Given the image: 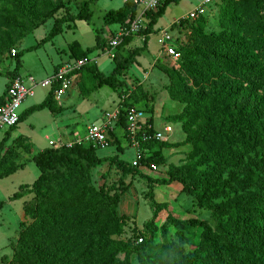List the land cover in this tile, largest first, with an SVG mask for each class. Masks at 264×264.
<instances>
[{"label":"trees","instance_id":"obj_1","mask_svg":"<svg viewBox=\"0 0 264 264\" xmlns=\"http://www.w3.org/2000/svg\"><path fill=\"white\" fill-rule=\"evenodd\" d=\"M94 1L75 2L76 13L66 11L61 17L53 19L48 33L36 45L13 50L14 53L9 55L13 63L12 69L4 74L7 81L0 95V104L8 82L18 77L22 54L50 41L62 31L63 23H72L74 20L89 21L90 12L87 6ZM171 1L176 0H164L156 11L146 13L144 27L135 34L141 36L142 45L128 51L126 56L115 54L112 58L113 67L107 75L100 73L95 65H85L72 74L74 76L81 73L90 79L91 90L86 95L101 86L117 92V127L120 129L125 125L124 109L134 106L131 91L119 90L123 86L120 77L134 57L145 49L148 34ZM256 3L257 0H245L236 10H222L220 24L226 28H232V24L238 27L229 36H203L201 26L204 15H199L195 36L205 40V48L185 51L182 56L179 53V58L175 61V64H179L177 69L158 66L169 82L163 87L167 98L182 105L178 113L167 115L166 119L170 123L180 124L186 135L184 142L192 146L193 153H201V164L211 161L213 167L208 171V177L201 182L195 177L189 183L186 177L175 175H169L167 180L151 181L147 177L143 178L161 185L177 180L186 194L194 196L198 207L211 212L215 220L212 231L205 223L196 224L202 229L195 253L196 259L182 255L173 257L172 261L168 260L172 258L170 256L149 260L145 251L147 243L131 247L127 243L109 238L110 234L115 233L108 231L112 228L111 222L117 219L115 210L120 192L114 191L108 195L96 191L90 181V170L109 160L120 171L119 183H122L137 167L131 166L129 162L125 163L116 155L97 157L94 151L99 147L83 143L71 147H48L32 155L30 161L38 170L37 177L30 185H20L10 197L16 199L31 194V199L22 205V212L30 218V222L20 230L12 244L10 264H130L131 254L135 255V264H264V214L256 211L260 207L264 208V192H255L257 189H264V126L253 127L254 122L260 121L264 115V35L261 31L258 34L251 33L249 42L243 35H238L239 30H242L240 16L248 19L254 17L252 12L256 10ZM135 12V5L128 0L119 8L104 12L102 22L104 25H123L134 17ZM52 13L51 9L41 19L26 16L30 20L28 28L11 19H6V24L17 27L19 36L25 37L27 32L49 19ZM189 21L191 20L181 19L171 26L179 28L190 23ZM67 27L69 28V24ZM132 36L124 37L116 48L126 44ZM94 40V46L83 51L79 50L76 42H72L68 46L69 59L87 57L96 48L102 50L104 45L100 38L95 35ZM259 48L263 50V58L253 51H258ZM2 54L3 47L0 48V57ZM192 57L194 58L191 59ZM222 75L234 80L233 86H215L213 79ZM184 80L190 84L187 85ZM222 86H225L223 90L220 89ZM54 88V85L49 88L40 103L19 112L16 124L33 111L48 108L55 112L51 107ZM240 93L244 95H241L242 98ZM145 119L152 125L149 116ZM16 124L5 131L10 132ZM195 127L200 130L194 132ZM107 136L108 145L116 142L114 133L109 132ZM23 142L22 137H18L13 143L15 146L6 148L3 153L0 147V178L15 170L14 160L17 158L18 146L28 152V147ZM158 142L160 141H149L140 145L143 151L141 163L152 160L145 157L144 152ZM114 147L118 153L121 152L117 145ZM160 147L167 145L161 143ZM231 182L242 191H252L239 200L221 202V198L231 187ZM199 184L202 186L200 192ZM118 253H123L120 261L115 258Z\"/></svg>","mask_w":264,"mask_h":264},{"label":"rangeland","instance_id":"obj_2","mask_svg":"<svg viewBox=\"0 0 264 264\" xmlns=\"http://www.w3.org/2000/svg\"><path fill=\"white\" fill-rule=\"evenodd\" d=\"M81 1L88 0H75L76 3ZM244 1L218 0L214 5L207 7L204 19H202L201 34L207 37H215L220 34L229 36L234 33L238 27L234 24L231 25L232 28L223 27L219 22L220 14L225 8L233 10L240 8ZM75 2L66 3L65 0H0V48L3 47V54L0 57V90L3 89L5 72L12 69L13 63L9 57L12 54L11 50L17 51L36 45L48 33L53 19L61 17L66 11L71 14L76 13ZM199 2L200 0L169 2L163 13L157 18L151 33L148 34L145 49L134 57L132 63L120 77L123 86L119 90L131 91L134 106L140 108L146 117H150L155 129L161 130L163 125L169 124L166 116L178 113L182 107L180 103L170 101L163 89L169 82L166 75L158 69V66L177 69L179 64H175L160 49L157 43L158 32L160 29L168 31L173 46L178 49L181 56L188 50L204 49L205 40L195 36L197 35L195 29L200 19L195 18L179 28L170 26L173 21L183 18ZM122 4L123 0H95L90 2L87 6L90 12L89 21L74 20L72 23H63L61 25L62 31L50 41L24 52L21 56V67L18 70V76L23 80L24 86H31V83L27 81L28 76H31L33 81L38 83L44 74H49L53 63L60 65L68 60L70 56L67 46L72 42H76L79 50L83 51L85 48L94 46L95 35L106 41L110 32L116 31L119 25H104L102 15L107 10L119 8ZM51 9L53 10L51 17L39 27L27 32L25 37L19 36L20 31L17 27L6 24V19H11L21 23L24 28H28L30 20L26 19V16L41 19L50 13ZM252 15L254 17L249 19L245 16L239 18L242 30H239L238 35H243L247 42L251 40V33L258 34L261 31L264 35V0H257L256 10H253ZM67 24H69V28ZM141 45L142 38L134 36L126 47L125 45L121 47L119 52H116L117 49H115L112 55L114 56L115 52L121 57L126 56L128 51L125 49L139 48ZM253 51L258 54V57L263 58L261 48L258 51ZM87 55L90 61L86 65L95 64L96 69L103 75H107L111 71L114 64L113 57L109 58L99 48L91 50ZM92 58L95 59L94 64ZM40 66L43 69L38 71L35 67L39 68ZM83 77V81L77 80L78 87L73 85L70 87L71 89L69 88L70 90L68 89V97L64 96L67 92L63 95L64 97H60V99L67 98L71 105L65 108L63 118L67 119V124L72 126L80 136L84 134L87 125L99 124L103 113L114 110L119 102L117 92L107 86H101L96 91L86 95V92L91 90V81L85 76ZM212 82L215 86L219 84L233 86L234 80L222 75L213 79ZM184 83L190 84L186 80ZM225 86L220 89L223 90ZM46 89L47 87L34 86V97L42 95ZM244 93L246 92L244 91ZM80 95L85 97L81 98ZM241 95L243 94L240 93ZM19 123L16 124V128L26 132V117ZM259 125L264 126V115L260 121L254 122L253 127ZM169 126L172 130L171 134L165 140L151 145L144 152L145 157L153 161L149 160L139 168L134 169L122 180V183H119L120 171L109 160L90 170V181L93 188L98 192L108 193V195L114 191L120 192L115 210L117 219L111 222L112 228L108 231V233L111 231L115 233L109 235L110 239L127 243L131 247L147 243L145 251L149 260L164 259L170 256L172 258H168V260L172 261L173 257L182 255L196 259L195 253L202 232L201 227L196 224L198 222L205 223L212 231L215 227V220L211 212L198 207L194 196L186 194L179 181L172 180L161 185L148 182L143 178L147 177L151 181L155 179L167 180L169 175H175L181 178L186 177V181L188 179L190 183L195 177L199 182L208 177V171L213 167V163L207 161L205 164H201L203 161L201 153H193L192 146L184 142L186 135L179 123L171 122ZM199 130V127L194 128V132ZM14 132L16 131L11 132L10 137L4 139L3 143L0 144L1 153L5 152L6 148L15 146L12 144L16 141ZM114 134L116 142L96 149V155L110 157L116 154L114 146L117 145L121 152L117 153L116 156L128 163L132 159L133 149L125 142L120 128H116ZM1 135L2 131H0V139ZM31 140L32 142L28 144V150H30L28 154L47 146L46 141L43 143L41 138L39 142H36L35 137H31ZM161 143L166 144L167 147H160ZM28 154H24L25 158L30 156ZM37 174L38 170L35 166L30 161H26L22 169L7 177L0 178V264H10L12 244L20 230L30 222V218L24 216L21 205L31 195L26 194L16 199H10V197L20 185H30ZM230 185L226 195L221 198V202L230 203L239 200L252 191H242L233 182ZM201 188L202 186L199 184L198 192ZM255 192H264V189H257ZM256 211L264 214L262 207ZM115 258L119 261L122 260L123 253L116 254ZM129 263H136L134 254L129 256ZM146 264L155 263L147 262Z\"/></svg>","mask_w":264,"mask_h":264},{"label":"built area","instance_id":"obj_3","mask_svg":"<svg viewBox=\"0 0 264 264\" xmlns=\"http://www.w3.org/2000/svg\"><path fill=\"white\" fill-rule=\"evenodd\" d=\"M128 0H123V2ZM136 7L134 17L125 22L123 25H119L118 29L114 31L111 37L106 42L105 53L110 58L113 57L112 52L121 43L124 37L135 35L144 27L146 22V13L156 11L164 0H129ZM215 0H200V2L190 10L183 18L186 20H193L199 15H204L207 7L212 5ZM178 19V20H179ZM177 20V21H178ZM157 43L160 49L173 62L179 58V52L176 51L171 36L166 29H161L158 32ZM11 53H14L11 50ZM90 61L88 57H82L78 59H68L62 62L56 68L53 73L35 83L33 79L28 76L27 81L31 83V86L26 87L23 84V80L18 76L14 77L8 82L5 90V95L0 104V131L6 130L16 124L19 108L22 101L32 95L33 87L38 85L40 87L55 86L52 95L54 99H58L63 96L71 86L72 74L85 66ZM124 121L125 125L122 130V136L129 147L133 149V156L129 164L133 167L139 168L143 163L140 159L143 155V151L140 148L141 144H145L149 141H163L172 132L169 124L162 126V129H155L153 125L146 121L144 113L135 106L126 107L124 109ZM119 120L118 106L110 111L105 112L102 115V120L99 124H89L84 132L82 138L74 140L69 143H62L59 146L71 147L74 144H90L94 147L107 146L108 133H114ZM48 144H51L50 142ZM58 146V147H59ZM140 241V239H138Z\"/></svg>","mask_w":264,"mask_h":264},{"label":"crops","instance_id":"obj_4","mask_svg":"<svg viewBox=\"0 0 264 264\" xmlns=\"http://www.w3.org/2000/svg\"><path fill=\"white\" fill-rule=\"evenodd\" d=\"M176 21H173L170 26L173 24V23H176ZM117 25V24H116ZM169 26V27H170ZM153 28V27H152ZM168 29V28H167ZM161 30V29H160ZM112 33L110 32V34L108 35V38L107 40L111 37ZM134 36H138V35H133L131 38H129V40L127 41L125 45V47L132 41V38H134ZM141 38V36H139ZM101 42L102 44L104 45L103 48H102V52H104L105 54V50L107 49L106 47V42L107 40L105 41L104 39H101ZM70 45V44H69ZM68 45V46H69ZM124 45H122L121 47H124ZM68 46H67V50H68ZM121 47H118V48H115L117 49L116 52H119L120 48ZM134 48H137V47H134ZM134 48H130V49H125L126 51H131L132 49ZM123 49V48H122ZM125 52V51H124ZM69 53V51H68ZM108 55V54H107ZM114 55H115V52H114ZM88 57V55H87ZM89 58V57H88ZM110 58V57H109ZM93 60V64L95 63V59L92 58ZM21 62H22V59L20 58V67H21ZM59 63H53L52 64V68L51 70L48 72L49 74L47 75H43L44 77H42L41 79H44L48 76L51 75V73L54 71V69L57 67ZM95 65V64H94ZM38 71H40L41 69H43L42 66H40L39 68L35 67ZM10 71V70H8ZM29 75V74H28ZM5 76V75H4ZM31 77V76H30ZM32 78V77H31ZM78 80V81H83L84 80V77L81 73H78L74 76H72V82H71V86L72 87L73 85H76L77 87V84H75V81ZM7 81V78L5 76V79H4V83H3V89H4V86H5V83ZM43 88V87H41ZM3 89L0 90V95L2 94L3 92ZM71 89V88H70ZM69 89V90H70ZM69 90L67 91V93L64 95V96H67L69 95ZM49 91V88L47 87L46 91L40 95V96H36L34 97V93L32 91V95L31 96H28L26 97L22 103H21V106L19 108V112H22L23 110H25L26 108L32 106V105H35V104H38L40 103L44 97L46 96V94L48 93ZM96 91L93 90L91 91L90 93ZM89 93V94H90ZM63 96V97H64ZM86 96V95H85ZM85 96H79V97H85ZM62 97V98H63ZM68 97V96H67ZM69 100L67 98H64V99H53L51 100V107L54 109L55 112H51L48 108H43L41 110H37V111H33L31 112L30 114H28L26 116V120H27V129H26V132H23L20 131L19 128H16L17 126H15L10 132H7L5 130H2V135H1V139L3 138L4 139H7L10 137L11 135V132H13L14 130L16 132L15 133V138L17 139L18 137H22V141L23 144L27 145L28 147V144H30L32 142L31 140V137L32 138H36V142H39V139L41 138V140L43 141V143H45L44 141H46V145L47 146H43L42 148H40L38 151H40L41 149H44V148H48V147H52V148H56L58 147L60 144L62 143H69V142H72L74 140H77V139H80L83 137L79 135V133H77L75 131V129L70 126L69 124H67V119H64L63 116H64V113H65V108L67 107H70L71 105L69 104ZM118 106V103L117 105ZM42 112V113H41ZM34 114H39V115H34ZM66 123V124H65ZM18 124V123H17ZM20 124V123H19ZM88 126V125H87ZM86 126V127H87ZM85 127V129H86ZM40 137V138H39ZM54 140H53V139ZM0 139V140H1ZM51 139V140H50ZM14 142V141H13ZM51 143V144H48V143ZM13 144V143H12ZM21 147L18 146V150H17V158L14 160L15 162V170L12 172L14 173L15 171L19 170V169H22L23 166L26 164V161H30L32 155L36 152H32L30 154H28L30 152V150H28L29 152H25L23 151L22 149H20ZM29 148V147H28ZM115 148V147H114ZM98 149V148H97ZM95 152V155H96V150L94 151ZM115 153L117 154L118 152L115 150ZM120 153V152H119ZM24 154H28L30 155L29 157L25 158ZM114 154V155H116ZM97 156V155H96ZM99 157V156H97ZM31 162V161H30ZM32 163V162H31ZM11 173V174H12ZM38 175V174H37ZM7 177V176H6ZM37 177V176H36ZM35 177V178H36ZM33 182V181H32ZM31 182V183H32ZM31 195V194H30ZM31 199V196L29 199H26L22 202V205L24 202L26 201H29ZM22 205H21V208H22Z\"/></svg>","mask_w":264,"mask_h":264}]
</instances>
